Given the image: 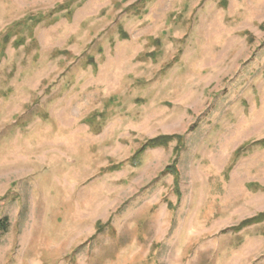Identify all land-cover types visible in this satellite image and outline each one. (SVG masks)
<instances>
[{"label":"rangeland","instance_id":"374dc122","mask_svg":"<svg viewBox=\"0 0 264 264\" xmlns=\"http://www.w3.org/2000/svg\"><path fill=\"white\" fill-rule=\"evenodd\" d=\"M263 139L264 0H0V264H264Z\"/></svg>","mask_w":264,"mask_h":264},{"label":"trees","instance_id":"16d2710c","mask_svg":"<svg viewBox=\"0 0 264 264\" xmlns=\"http://www.w3.org/2000/svg\"><path fill=\"white\" fill-rule=\"evenodd\" d=\"M147 1H152V0H147ZM171 142H176V149L174 150V152L176 153L178 148H181L183 145V140L182 137L179 136H162V137H157L155 139H151L148 140L139 150V153H142L148 149H155V148H164L166 149L167 146L171 143ZM259 146L260 148H264V139L254 143L252 145H242L240 146L236 151H234L232 157V161H236L242 154H244L245 152H247L248 150H250V148H252V146ZM165 174L170 175L174 182L177 184L178 182V172L175 171L174 166L168 167L165 169V171L163 172ZM261 190V189H260ZM261 192L264 193V190H261ZM169 206V205H168ZM264 222V212L259 213L258 215H256L255 217L251 218V219H247L244 220L243 222H241L239 224L238 227L230 229L232 230V232L234 231H239L242 228H246V227H250L252 225H257ZM7 221L6 220H1L0 221V238L1 236L7 231Z\"/></svg>","mask_w":264,"mask_h":264}]
</instances>
